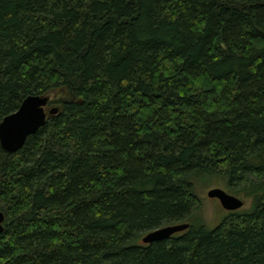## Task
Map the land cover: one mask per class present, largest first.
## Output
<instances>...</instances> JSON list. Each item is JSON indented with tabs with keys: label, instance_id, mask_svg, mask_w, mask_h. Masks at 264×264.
Instances as JSON below:
<instances>
[{
	"label": "trees",
	"instance_id": "trees-1",
	"mask_svg": "<svg viewBox=\"0 0 264 264\" xmlns=\"http://www.w3.org/2000/svg\"><path fill=\"white\" fill-rule=\"evenodd\" d=\"M31 96L0 264H264V0H0V124ZM215 186L252 204L211 230Z\"/></svg>",
	"mask_w": 264,
	"mask_h": 264
},
{
	"label": "water",
	"instance_id": "water-1",
	"mask_svg": "<svg viewBox=\"0 0 264 264\" xmlns=\"http://www.w3.org/2000/svg\"><path fill=\"white\" fill-rule=\"evenodd\" d=\"M48 99L44 97H28L20 109L6 117L0 124V143L8 153L20 151L27 138L36 134L47 122ZM208 198L219 200L222 208L227 212H237L242 210L245 202L221 188H213L208 194ZM5 215L0 212V235L4 232ZM190 228L189 224L171 225L157 229L143 237L144 244H153L172 238L174 235L182 233Z\"/></svg>",
	"mask_w": 264,
	"mask_h": 264
},
{
	"label": "rangeland",
	"instance_id": "rangeland-1",
	"mask_svg": "<svg viewBox=\"0 0 264 264\" xmlns=\"http://www.w3.org/2000/svg\"><path fill=\"white\" fill-rule=\"evenodd\" d=\"M49 109H50L49 106H48V108L45 107V112L47 114V117L49 116V111L52 108L50 110ZM213 188H221V189L227 191L222 186H215L212 188H203L199 191V197L201 199V206L202 207L198 213V218H201L202 221L204 222V224L207 225L211 230L218 227L222 223L223 219L229 215V212H227L226 210H224L222 208L219 200L208 198L207 194ZM241 199L245 202V206L243 209L249 208L250 205L252 204L251 201H249V200H245L243 198H241Z\"/></svg>",
	"mask_w": 264,
	"mask_h": 264
}]
</instances>
